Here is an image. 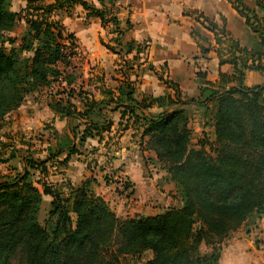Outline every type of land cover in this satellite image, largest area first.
<instances>
[{"label": "trees", "instance_id": "16d2710c", "mask_svg": "<svg viewBox=\"0 0 264 264\" xmlns=\"http://www.w3.org/2000/svg\"><path fill=\"white\" fill-rule=\"evenodd\" d=\"M14 1L26 3L24 12L12 11ZM52 1L44 6L43 0H0V85L4 82L7 90L0 94V122L19 109L26 96L58 80L62 72L57 64L70 65L76 55L75 37L51 20L55 11L80 5L103 26L118 25L113 13L116 0H98L102 9L83 0ZM233 1L252 27L256 13L243 0ZM22 20L29 31L16 48L17 41L9 35ZM260 36L264 47V35ZM233 47L238 56L222 64L232 65L234 75H221L217 86L205 84L199 100L184 102L174 85V96L139 103L128 90L118 100L124 106L123 119L130 116L133 125L139 123L142 139H147L156 162L178 188L180 208L121 219L95 194L90 181L78 188L68 184L65 189L34 181L31 171L47 173L46 162L29 158L24 174L0 178V264H12L18 255V264H122L147 253L152 257L144 264H220L223 242L246 223L264 217V83L255 88L245 85L246 71L264 76V56L235 43ZM25 52L33 54L29 62L21 59ZM154 105L164 110L145 115ZM188 106L211 112L215 155L204 142L198 150L192 148ZM51 108L61 118L87 117L70 104L55 102ZM71 145L66 138L60 150L75 154ZM125 187L130 189L128 183ZM45 196L51 198L50 210L41 225L38 214ZM203 245L211 251L201 254Z\"/></svg>", "mask_w": 264, "mask_h": 264}, {"label": "crops", "instance_id": "0c3cea01", "mask_svg": "<svg viewBox=\"0 0 264 264\" xmlns=\"http://www.w3.org/2000/svg\"><path fill=\"white\" fill-rule=\"evenodd\" d=\"M83 1L96 9L103 8L98 0ZM249 1L243 0L244 5L254 11L255 9L250 8L251 1ZM16 2L26 5L22 1H14V3ZM53 3L54 1L50 0L48 5ZM260 6L261 4H258L257 7ZM113 7L118 25H109L115 27L116 30L119 29L115 34L119 39L116 40V44L122 51L115 50L102 42L106 38L105 29L109 25L103 26L98 18L89 17L88 11L82 6L75 5L59 10V13L61 11L72 12L69 17L59 21V24L65 29L64 33L66 35H73L78 40V44L87 54L91 65L86 69V76H84L88 91L87 97L79 99L77 102L74 100L70 102V99L58 100L57 102H61L63 106L70 104L72 110L75 109L77 113L86 114L87 117L79 119L73 115L72 117L61 118L51 108V105L55 102L45 106L43 111H40L37 105H35L36 107L32 106L33 111L31 113H34L32 117L36 115L35 122H38L40 127L44 125L46 120L49 121L47 123H52L51 127L54 129V135H56L55 139L58 138L57 142L51 143L50 152L52 154L49 153L48 159L42 161L46 162V168L50 162L62 161V167H65H63L64 170L60 171L65 173L66 176L63 174L61 179L72 183V186H75L82 179L88 180L94 176V179L97 180L99 195L106 202L111 201L114 206L120 204L117 211L120 214H125L123 211L129 210V208L123 209V206H121L123 203L118 202L120 199L112 193V186H107L104 183L105 176L110 173L109 168L118 169L119 161L112 160V162L109 160V165L102 166L105 163L102 158L106 159L107 155L100 158L97 156L90 168H88V164L77 167V160L75 161L72 158L78 153L77 144L73 140V137L78 135H72V127H77L78 124L89 128H91V125L99 126V128L92 129L94 134H89V137L92 136L90 138L101 141L104 135L109 133H111L110 136L115 135V128H119L125 120H130V116L123 119L124 106L118 104L122 92L132 90L133 98L140 103L147 98L156 97L151 88L169 91L167 87L172 88V85H174L180 91L181 98L190 97L188 100L182 98L184 102L199 100L200 90L206 86L205 84L210 83L217 86L220 83L221 75L228 77L234 75L232 65L229 63L222 64L224 61L232 60L235 55L238 56L233 47L234 43L238 44L241 49L249 52L260 51L262 54L264 47L261 45V36L255 33L252 27L247 26L246 19L235 9L233 0H116ZM261 7L264 8V5ZM53 21L55 22V20ZM128 45L132 47L131 51L128 50ZM257 46L259 50L255 49ZM109 52H114L116 55H110ZM138 52L141 53L138 54ZM118 54L140 59L141 66H131L124 69L123 73L121 72L123 76L121 81L130 78V82L136 83V87L133 89L124 88L120 86L121 82H117L115 73L119 68L115 62ZM251 64L252 61H249V65ZM146 67H149V71H144ZM142 71L144 74H141ZM145 72H149V74ZM254 73L259 72L246 71V78L253 77ZM137 75L139 76L138 83L136 80ZM141 81H143L142 90H140ZM170 91L169 96H174L175 91L173 92L172 89ZM141 93L143 94L138 99L137 96ZM32 108L28 107L24 114L27 115ZM23 109L25 108L21 106L18 110ZM156 110L157 105H154L148 111L155 112ZM147 112L145 114L148 116ZM29 116H24V120L30 121ZM132 118V121L125 122L126 125H129L125 128L126 133L133 130L134 117ZM76 123L78 124L76 125ZM92 130L90 129L89 132ZM120 133L122 135L124 132L121 131ZM142 135L143 129L141 128L140 138L142 143L147 146V139H142ZM66 138L72 141L71 148L75 149V154H70L67 148L60 150V145ZM59 139L62 140L59 142ZM123 139L125 137L122 138V141ZM103 147L101 146V148ZM147 148L149 149L148 146ZM122 149L124 148L122 147ZM116 151H118L116 156L122 154L119 149ZM149 151L151 150L149 149ZM152 153V158L156 161V155L153 151ZM96 160L99 164L97 168L94 167ZM55 165L58 166V163ZM48 169L47 173L42 175L43 177L48 175ZM53 169L57 170L56 167ZM133 173L134 170L131 164H128L120 174L133 185L130 196L131 201H135V205H132L133 209L130 210L129 214H125L127 215L125 219L138 215H158L159 213L152 215L149 213L150 208L147 203L157 201L161 194L160 191L174 192L172 197H167L168 194L165 196L162 194L163 198L156 207H162V209L163 207L167 209L180 208L181 205L179 204L182 203L181 200L179 202L180 197L177 198V195L179 196L178 188L170 179L169 182L167 179H163L164 175L166 177L167 172L164 175L157 176L155 180L144 178L142 173H136L133 176ZM157 181L162 188L158 187ZM44 198L45 201L50 200L51 202L50 197L45 196ZM160 211L161 209L157 212ZM116 216L118 217V215ZM220 264H264V217L246 223L223 242Z\"/></svg>", "mask_w": 264, "mask_h": 264}, {"label": "rangeland", "instance_id": "374dc122", "mask_svg": "<svg viewBox=\"0 0 264 264\" xmlns=\"http://www.w3.org/2000/svg\"><path fill=\"white\" fill-rule=\"evenodd\" d=\"M250 1H249L250 8L255 9L254 10L255 13H257L256 14L257 19H254L251 17L252 29L255 28L256 30L260 32V34L264 35V19H263L264 18V8L261 7L264 5V0H250ZM48 2H50V0H43L42 4L46 6L48 5ZM258 4H261V6L257 7ZM25 7L26 5L24 3L21 4L19 2H16L12 4V11L21 13V12H24L23 10ZM71 13H72L71 11H68V12L61 11L60 13L59 11H56L52 15V19L55 20V22L57 21L59 23V21L65 19V17H69ZM118 30H116L115 27H110L109 25L105 29L106 38H104L102 42H105V44H108L109 47L115 50L122 51L116 44L117 42L116 40H119L118 36L117 37L115 36ZM28 31H29V28H28L26 21L22 20L19 24L16 25L14 30L10 33L9 36L17 41L15 44L16 48L21 47L22 40H24V38L27 36ZM75 44L77 46L75 50L76 55L71 60L72 63L70 65H67L65 63H59L56 66V68H58L60 72H62V74L60 75V78L58 80L52 81L50 86L42 87L37 92L26 96L25 101L22 105L25 109L23 110L17 109L16 111L10 112L8 115L4 117L3 121L0 122V178L2 177H13L14 178L15 176L19 174H24L25 170H28V165L26 161L29 158H33L36 161H43L46 158L48 159V156L51 150V147H50L51 143L54 144L55 141L56 142L58 141V138L55 139L56 135H54L53 133L54 129L51 127L52 123H47L49 121L46 120L44 125L40 127L38 126V122H35L36 115L32 117V114H34V113H31L33 111L32 106L37 105V108L40 111H43L45 106H48L49 104H51V102H57L58 100L64 101L66 99H70V102L71 100H74L77 102L79 99H83L84 97H87L88 91H87V87L85 86L86 80L84 76H86L85 74L87 72L86 69H88V66L91 65V62L88 60L87 54H85V52L81 49L80 45L78 44V40H76V38H75ZM257 47L255 49L259 50V47L258 48ZM131 48L132 47L129 46V49ZM262 52L264 54L263 49H262ZM111 54L116 55V53L114 52L113 53L111 52L110 55ZM32 57H33L32 53L25 52L21 54V59L28 60V62L29 60H31ZM115 64L119 68L117 69L118 71L115 74L117 77V82L122 83L120 86L124 88L128 87L127 89L135 88L136 83L130 82L131 80L130 78L127 80L125 79L124 81H121L123 78L122 73L124 69L128 67L141 66L140 59L133 58V56H122L121 54H118V58ZM145 70L149 71V67H146L144 71ZM145 73L149 74V72H145ZM141 74H144L143 71ZM252 76L253 77L251 78L245 77V85L248 88H255L257 86L263 85L264 76H262L259 73L257 74L254 73ZM138 78L139 76L136 79L137 83H138ZM66 81H72L73 85H68ZM4 85H5L4 82L0 85V94L7 91L4 88ZM142 85H143V81H141L140 83V86H141L140 90H142ZM167 88L169 91L167 90L161 91L157 88L155 89L151 88V91L153 92L154 96H156L153 98H166L167 96H169V94H171L170 89L172 88H170L169 86ZM142 94L143 93H141V95L138 94L137 98L140 99ZM182 98H186V100H188L190 97L189 98L182 97ZM33 101L35 103L31 104L30 102H33ZM28 107L32 109H30L29 113L25 115L26 113L24 114V112L27 110ZM163 110L164 109L158 108L157 106V110L155 112L148 111L147 113L148 115H157ZM28 115H30L29 116L30 121L26 119L24 120V116H28ZM186 115L189 118V128L192 131V148L198 150L201 146V143L204 142L207 144L206 150L209 153L215 155L214 153L215 136H214V129L212 126L213 122H212L211 112L206 113L205 110L203 109H199L195 106L194 107L188 106L186 107ZM125 122H130V120L129 121L125 120ZM125 122L122 123L121 126H119V128L118 127L115 128L114 130L115 135L110 136L111 133L104 135L101 141L92 139L90 137H86L87 134L93 135L94 130H92L89 127L83 126L82 124L76 123V125L77 124L78 125L77 127L75 126L72 127L73 128L72 135H78L76 137H73V140L77 144L78 153L77 155L73 156L72 159L75 161L77 160V163H76L77 167H80V165L82 164L83 165L88 164L87 165L88 168H90V166L94 164V160L97 156H99L100 158V157H105L107 155L106 159L102 158L103 159L102 161H105L104 165L102 166H106V164L109 165L108 163L109 160L110 161L118 160L119 168L116 169L114 167H110L109 168L110 173L107 176H105L104 183L107 186H112L113 195H116L117 198L120 199L118 202L123 203V205L121 204V206H123L122 208L125 210L129 208V210L123 211V212L125 214L127 213L129 214L130 210L133 209L132 205L133 206L135 205V201H131L132 198L130 196L133 185L130 182H128V180L123 175H120L123 172V170L127 167V165L131 164V167L134 170L133 176L136 173H139V174L142 173L144 178H147V179L149 178L150 180H155L157 176L164 175L166 174V172L158 162L154 161V159L152 158V154H153L152 151H149L147 146H145V144L142 143L141 138H140L142 127L139 126V123L133 126L132 128L133 130H130L128 131V133H126L125 128H127L129 125H126ZM90 129L92 130L91 132H89ZM121 131L124 132L122 135L120 133ZM123 137H125V139H123L122 141ZM61 140L62 139H59V142ZM98 141L100 142L99 146L97 144ZM101 146H104V147L101 148ZM210 146H213L214 148ZM122 147L125 149V151L124 149H122ZM118 149H119V152H122V154L119 156H116V153H118V151L116 150ZM13 154H15L16 156L15 159L11 158ZM97 160L95 161L96 163V165L94 166L95 168H97V166L99 167ZM61 162L60 161L50 162L47 166V169L49 168L48 175L45 177H43L40 174V171H31L32 174H34V181L44 180L48 184L59 186L63 189H65L68 184L72 185V183H68L64 181V179H61L62 175L65 174L60 171V170H64L63 167H65V166L62 167ZM56 163H58V166L55 165ZM51 165L56 167L57 170L53 169L54 167H52ZM72 167H74V165H72ZM164 176H163V179L164 180L167 179L169 182V179H170L169 175L166 174V177ZM87 181L91 182L90 187L95 192V194L101 197V195H99V193L97 192L98 184H97V180L94 179V176L89 178L88 180H84V179H82V181L80 180L77 184H75V186L73 185V187L78 188ZM126 182L128 184L129 183L131 184V185L129 184L130 190L126 191L125 193H122L121 184L123 183V186H124ZM157 184H158V187H161L159 186L158 181H157ZM173 192L174 191L167 193V191H163V192L160 191L161 194L159 195L157 201H149L147 203L148 207L150 208L149 213L152 215V214H158V213L160 214L166 211L167 210L166 207H163L162 209V207L158 208L156 206H158L163 196L168 194L167 197H170V196L172 197ZM162 194L163 196H161ZM179 197H180L179 202L181 200V203L183 204L181 196L177 195V198ZM43 200L44 201L41 206V210L38 214V220L41 225H44L45 221L48 218V213L50 210V200L45 201V198H43ZM106 203L109 205L110 209L116 215H118L119 218L125 219L127 217V215L123 213L122 214L118 213L117 210H118V207H120V204L117 206H114L111 201L106 202ZM182 204H179V205L182 206ZM159 209H161V211L157 212ZM197 228H199V226H197ZM210 251L211 249H209L205 245L201 247V254H206V253H209ZM151 257L152 255L150 253H147L137 259H125L122 261V264H144L145 262L150 260ZM20 259H21V256L18 255L13 260L12 264H18Z\"/></svg>", "mask_w": 264, "mask_h": 264}, {"label": "built area", "instance_id": "2783aa9c", "mask_svg": "<svg viewBox=\"0 0 264 264\" xmlns=\"http://www.w3.org/2000/svg\"><path fill=\"white\" fill-rule=\"evenodd\" d=\"M122 185V189H121V191H122V193H125L127 190H126V187H125V185L126 184H124V186H123V183L121 184ZM125 187V188H124Z\"/></svg>", "mask_w": 264, "mask_h": 264}, {"label": "water", "instance_id": "95a60500", "mask_svg": "<svg viewBox=\"0 0 264 264\" xmlns=\"http://www.w3.org/2000/svg\"><path fill=\"white\" fill-rule=\"evenodd\" d=\"M231 87H229V89H230Z\"/></svg>", "mask_w": 264, "mask_h": 264}]
</instances>
